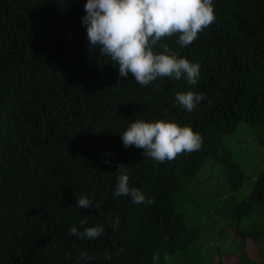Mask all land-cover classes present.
I'll return each instance as SVG.
<instances>
[{"label": "trees", "instance_id": "16d2710c", "mask_svg": "<svg viewBox=\"0 0 264 264\" xmlns=\"http://www.w3.org/2000/svg\"><path fill=\"white\" fill-rule=\"evenodd\" d=\"M85 2L0 0V264H83L82 251L87 264H154L153 254L156 264H190L201 230L177 210L180 179L212 159L237 190L245 173L223 137L240 123L264 150V0H214L215 21L191 45L181 48L175 36L161 41L200 64L198 83L165 77L143 88L89 50ZM187 90L205 96L192 112L173 100ZM135 119L189 125L202 146L154 162L122 146L119 133ZM121 168L153 204L113 197ZM82 195L99 208H77ZM81 219L103 225V234L73 236ZM222 228L235 238L218 247L217 264L222 254L264 264V169Z\"/></svg>", "mask_w": 264, "mask_h": 264}, {"label": "clouds", "instance_id": "9594fccd", "mask_svg": "<svg viewBox=\"0 0 264 264\" xmlns=\"http://www.w3.org/2000/svg\"><path fill=\"white\" fill-rule=\"evenodd\" d=\"M84 10L81 23L86 28L87 47L109 58L118 67L119 77L127 79L131 75L142 88L165 77L183 80L192 86L198 83L200 64L161 41L175 36L181 48L191 45L198 34L215 21L214 0H86ZM204 99L203 93L193 90L177 91L173 97L174 103L185 112H192ZM119 134L125 149H141L143 156L158 163L171 161L181 153L198 151L202 146L198 132L173 120H131ZM106 156L104 163L110 165L111 153ZM129 181V174L121 168L113 197H126L133 205L154 203ZM75 205L79 209L99 208V204L86 195L76 198ZM69 231L79 239L92 240L103 234L104 226H87V221L81 219L79 225H73ZM105 255L111 259L107 253ZM89 259L84 251L78 257L83 264ZM152 260L156 264L159 256L153 254Z\"/></svg>", "mask_w": 264, "mask_h": 264}, {"label": "rangeland", "instance_id": "374dc122", "mask_svg": "<svg viewBox=\"0 0 264 264\" xmlns=\"http://www.w3.org/2000/svg\"><path fill=\"white\" fill-rule=\"evenodd\" d=\"M223 139L229 145L234 161L244 170L242 185L230 192L227 168L208 159L195 175L180 179V186L175 192L177 210L181 217L189 224L198 225L201 230L195 246L188 251L195 257L187 261L190 264H217L218 247L225 250L230 240L235 238L231 229L222 228L223 221L229 210L247 197L257 174L264 169V150L253 137V129L246 123H240L237 129L226 134ZM247 250L256 257L251 245L247 246ZM220 258L224 264L236 262L232 256L222 254ZM184 262L182 259L181 263Z\"/></svg>", "mask_w": 264, "mask_h": 264}]
</instances>
